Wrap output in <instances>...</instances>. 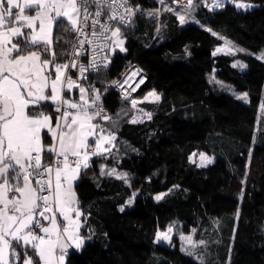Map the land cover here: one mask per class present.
I'll return each instance as SVG.
<instances>
[{
	"label": "snow or ice",
	"instance_id": "1",
	"mask_svg": "<svg viewBox=\"0 0 264 264\" xmlns=\"http://www.w3.org/2000/svg\"><path fill=\"white\" fill-rule=\"evenodd\" d=\"M154 2L159 6L145 9L132 0H0V264H71L69 250L83 251L96 235L89 223L92 213L76 190L89 172L98 173L91 177L97 189L113 181L130 190L117 206L120 213L141 195L133 176L123 170L129 152L139 155V149L122 141L119 133L126 123L151 121L153 113L139 105L159 104L163 97L152 89L134 98L147 76L131 63L115 79L101 76L111 71L120 53L128 52V33L136 30L138 16L156 21L158 37L166 27L161 17H174L181 29L196 24L224 40L213 56L242 52L264 63V48L255 53L240 48L198 18L201 9L215 14L229 5L247 13L257 7L250 0ZM231 66L248 68L240 60ZM209 82L250 104L247 91L237 93L214 76ZM111 91L130 107L110 112ZM259 112L264 116V95ZM261 116L257 131L264 135ZM252 155L250 148L248 165ZM188 160L203 169L214 164L215 157L197 150ZM248 175L245 171L242 184ZM178 188L173 185L153 199L160 202ZM243 198L242 188L239 199ZM235 215L239 220V209ZM236 231L234 227L232 242ZM196 232L193 228L186 234L176 222L158 225L153 243L178 246L190 264H208L209 249L219 241L194 239ZM232 252L230 243L225 264H232Z\"/></svg>",
	"mask_w": 264,
	"mask_h": 264
},
{
	"label": "trees",
	"instance_id": "2",
	"mask_svg": "<svg viewBox=\"0 0 264 264\" xmlns=\"http://www.w3.org/2000/svg\"><path fill=\"white\" fill-rule=\"evenodd\" d=\"M133 1L148 4L147 0ZM250 2L257 7L247 13L229 5L215 14L201 9L198 18L220 36L255 53L264 48V0ZM161 20L166 27L158 37L156 21L138 16L136 30L128 33V52L115 58L110 72L101 73L110 80L127 61L134 60L148 73L135 97L142 98L152 89L163 97L159 104H142L153 113L151 121L126 123L119 133L122 141L139 149V155L129 152L123 170L133 176L141 195L133 207L120 213L117 206L130 190L113 181H105L97 189L91 177L98 173L89 172L76 190L92 213L89 223L96 235L83 251H70L71 264H190L178 246L173 249L153 243L157 226L170 222H176L185 233L197 229L196 239L219 241L212 245L208 264H225L230 243L232 264H264V135L257 131L264 63L242 52L213 56L224 40L196 24L181 29L171 16ZM237 59L248 68H233ZM213 76L247 91L250 104L235 100L220 85L210 83ZM107 107L114 113L127 108V103L111 91ZM261 121L259 127L264 129V116ZM250 148L253 155L248 165ZM197 150L214 156V164L203 169L190 164L188 156ZM245 171L249 175L242 184ZM173 185L179 188L164 200L153 199ZM234 227L237 231L232 242ZM174 241L178 245V235Z\"/></svg>",
	"mask_w": 264,
	"mask_h": 264
},
{
	"label": "built area",
	"instance_id": "3",
	"mask_svg": "<svg viewBox=\"0 0 264 264\" xmlns=\"http://www.w3.org/2000/svg\"><path fill=\"white\" fill-rule=\"evenodd\" d=\"M132 3H133V4H139V5L143 6L145 9H151V6H150V5H152V4L155 6V8L159 6V4H158L157 2L155 3L154 0H147V3H148V4H146V5H145L142 1L134 2V1L132 0ZM251 3H252V2H251ZM147 5H148V6H147ZM129 63H131V65H134V66H137V67L143 69L144 73L146 74V76H147V78H148V73H147V71H146V70H145L140 64H138V63H137L136 61H134V60H129V61H127L126 64L124 65L123 69H122L118 74H116L112 79L117 78V77L119 76L120 73L124 72L125 69H126V67L129 65ZM110 80H111V79H110ZM142 86H143V85H142ZM142 86H141V87H142ZM138 91H139V90H138ZM136 94H137V93H134V94H133L134 98H135Z\"/></svg>",
	"mask_w": 264,
	"mask_h": 264
},
{
	"label": "rangeland",
	"instance_id": "4",
	"mask_svg": "<svg viewBox=\"0 0 264 264\" xmlns=\"http://www.w3.org/2000/svg\"><path fill=\"white\" fill-rule=\"evenodd\" d=\"M234 43V42H233ZM235 45H237L238 47H240V48H243V49H246V50H248L247 48H245V47H242V46H240V45H238V44H236V43H234ZM222 46H224V43L221 45V47ZM249 51V50H248ZM217 54H220V53H217ZM236 54H239V53H236ZM237 60H240V59H237ZM241 61V60H240ZM243 62V61H242ZM245 63V62H244ZM246 70V69H245ZM219 81V80H218ZM224 83V85H227V86H231L237 93H240V92H243V91H239V90H237V89H235V87L233 86V84H231V83H227V82H223ZM229 93H231V92H229ZM135 98H137V99H141L140 97H135ZM130 107V105L129 104H127V108H129ZM139 107H142V108H144L145 109V107L141 104V105H139ZM146 111H148L147 109H145ZM131 117V113H130V115H129V118ZM203 152H205V151H203ZM208 154V153H207ZM208 155H210V154H208ZM210 156H212V155H210ZM155 196V195H154ZM191 233V232H190ZM186 234H188V233H186ZM174 238H175V236H174ZM194 239H196L195 238V236H194ZM175 242V241H174ZM161 243H163V244H166L165 242H161ZM167 245V244H166ZM212 246L210 247V249H209V253H208V256H207V258H209L210 256H212Z\"/></svg>",
	"mask_w": 264,
	"mask_h": 264
},
{
	"label": "crops",
	"instance_id": "5",
	"mask_svg": "<svg viewBox=\"0 0 264 264\" xmlns=\"http://www.w3.org/2000/svg\"><path fill=\"white\" fill-rule=\"evenodd\" d=\"M71 250H73V249H70L69 251H71Z\"/></svg>",
	"mask_w": 264,
	"mask_h": 264
}]
</instances>
